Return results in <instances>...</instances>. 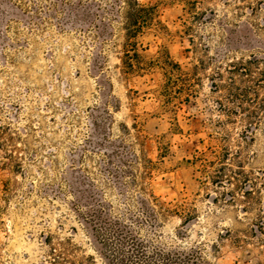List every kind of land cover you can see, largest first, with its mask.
<instances>
[{"label": "rangeland", "instance_id": "obj_1", "mask_svg": "<svg viewBox=\"0 0 264 264\" xmlns=\"http://www.w3.org/2000/svg\"><path fill=\"white\" fill-rule=\"evenodd\" d=\"M116 1L0 0V264H108L86 220L99 202L211 264L263 263L251 229L264 218V63L253 80L225 71L264 61L259 0H138L155 16L129 76ZM128 149L156 163L143 186L177 211L158 226L137 210L138 189L125 199Z\"/></svg>", "mask_w": 264, "mask_h": 264}, {"label": "trees", "instance_id": "obj_2", "mask_svg": "<svg viewBox=\"0 0 264 264\" xmlns=\"http://www.w3.org/2000/svg\"><path fill=\"white\" fill-rule=\"evenodd\" d=\"M184 1L190 9L193 7L194 1ZM116 2L117 4L119 2L116 11L119 13L118 16L123 20L124 31V44L122 46L123 57L121 62L123 73L129 76L143 70L140 61L141 57L137 49V38L145 29L152 25L155 16V8L142 5L138 0H119ZM257 4H259L260 9L262 8L264 10V0H259ZM200 15L201 14L197 13L193 16L196 18ZM262 27L264 28V20ZM235 44L237 43H232V45ZM262 63H264V61L261 59L251 56L249 59L231 61L225 71L230 75L253 80L252 69H258L259 65ZM162 64L165 66L164 69H166V71L168 70V73L173 71L178 73L177 75H181L179 74L181 73L179 65H174L168 60L162 61ZM169 69L171 70L169 71ZM261 74L264 76V72L259 73V75ZM217 76L222 77V74L217 73ZM234 80L233 78L230 79L228 87H236ZM261 82L264 83V81ZM260 84V82H257V87H260ZM133 128L138 133L136 142L141 146L142 136L139 135V131L135 126ZM127 131V128L124 127L123 133H127ZM130 147L132 149V145ZM140 153L141 154L137 155L133 150L131 151L128 149L126 155L129 154V156L125 157L126 159L117 157V161L122 166L117 173L119 174L117 178L121 180L120 184L126 191L125 199L129 204H131V200H133L131 187L133 186L134 191L138 189L137 191L139 192L140 199H138L139 208H137V210L140 209L141 215L148 217L153 225L158 226L159 219L164 218L165 214L170 212L176 214L177 211H171L164 207V205L160 203L159 198H156L143 186L147 180H151L156 163L144 152L141 151ZM139 168H141V173L137 175L134 171H137ZM128 180L131 183L126 185V181ZM94 206V211L89 214L86 220L94 224V236L100 244L102 255L108 264H211L197 246L190 247L187 250H181L176 247L172 248L166 243H162L150 236L141 237L142 229L139 224L141 219L137 216L132 215L133 218H128L127 220H132V224L126 225V223H121L119 219L113 220V217L111 219L110 213H108V215L103 213L105 208L102 206V202L94 204ZM103 214L106 215L108 219H104L102 217ZM258 222L259 224L256 229L254 231L251 229V233L254 234L259 232L263 236L260 242L264 247V218H259ZM97 223L102 224L103 227L98 228ZM135 224H138L137 227H135ZM65 260L67 259L54 258L53 261L48 264H64ZM55 261L57 262L54 263ZM68 264L74 263L69 262ZM258 264H264V262Z\"/></svg>", "mask_w": 264, "mask_h": 264}]
</instances>
